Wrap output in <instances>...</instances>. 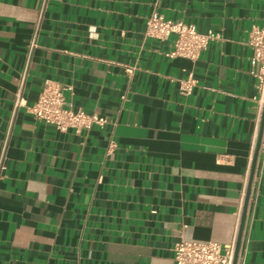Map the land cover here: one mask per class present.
Wrapping results in <instances>:
<instances>
[{
  "label": "crops",
  "instance_id": "crops-1",
  "mask_svg": "<svg viewBox=\"0 0 264 264\" xmlns=\"http://www.w3.org/2000/svg\"><path fill=\"white\" fill-rule=\"evenodd\" d=\"M154 11L220 39L169 57L176 37L146 33ZM254 25L264 0H0V264H175L182 239L236 247L264 107ZM47 80L110 123L37 120ZM237 264H264L262 151Z\"/></svg>",
  "mask_w": 264,
  "mask_h": 264
},
{
  "label": "built area",
  "instance_id": "built-area-1",
  "mask_svg": "<svg viewBox=\"0 0 264 264\" xmlns=\"http://www.w3.org/2000/svg\"><path fill=\"white\" fill-rule=\"evenodd\" d=\"M147 35L157 39H167L174 35V48L167 54L169 57H186L197 60L209 44L220 39V33L209 29L200 32L194 24H189L181 19H167L164 15L154 11L147 19ZM248 45L252 49L251 67L252 74L258 79V88L261 99L264 98V28L254 25L249 32ZM127 72L132 75L134 68L127 67ZM196 80L190 76L181 83L183 94L192 93ZM69 86L59 82L47 80L37 101L30 107L33 116L48 125L54 126L58 131L67 132L71 129L77 133L89 130L97 125L105 128L110 120L98 113H87L81 108H76L72 100L66 96ZM126 95L123 100H126ZM22 100L19 101V104ZM116 144L111 142L110 149ZM260 151L264 152V131ZM5 154L0 159V179L4 165ZM235 242L226 246L215 241L180 240L174 247L175 264H233Z\"/></svg>",
  "mask_w": 264,
  "mask_h": 264
},
{
  "label": "water",
  "instance_id": "water-1",
  "mask_svg": "<svg viewBox=\"0 0 264 264\" xmlns=\"http://www.w3.org/2000/svg\"><path fill=\"white\" fill-rule=\"evenodd\" d=\"M263 131H264V107H263V112H262L260 135H259V140H258L256 152H255L254 157H253L251 174H250V180H249V186H248V191H247L246 200H245L244 209H243L242 218H241L239 237H238L237 244H236V247H235L233 264H237V262H238V257H239V252H240V245H241V239H242V235H243V231H244V227H245V222H246L248 205H249L250 196H251L252 185H253L254 176H255V172H256V168H257L259 152H260V148H261V140H262Z\"/></svg>",
  "mask_w": 264,
  "mask_h": 264
}]
</instances>
